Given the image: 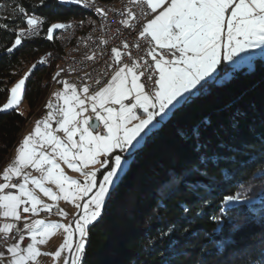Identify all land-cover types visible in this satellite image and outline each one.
I'll use <instances>...</instances> for the list:
<instances>
[{"label": "trees", "instance_id": "1", "mask_svg": "<svg viewBox=\"0 0 264 264\" xmlns=\"http://www.w3.org/2000/svg\"><path fill=\"white\" fill-rule=\"evenodd\" d=\"M0 4V24H8L0 29V106L31 70L23 97L26 111L0 112L2 166L40 112L62 61L55 38H45L48 28L82 19L86 11L59 0ZM20 7L47 22L41 34L9 52L17 32L26 28ZM49 50L55 56L52 65L33 69ZM226 71L228 78L196 90L125 155L128 166L110 190L103 215L87 229L82 264H264V58ZM236 193L240 201L222 206L224 196ZM170 226L174 230L161 238Z\"/></svg>", "mask_w": 264, "mask_h": 264}, {"label": "snow or ice", "instance_id": "2", "mask_svg": "<svg viewBox=\"0 0 264 264\" xmlns=\"http://www.w3.org/2000/svg\"><path fill=\"white\" fill-rule=\"evenodd\" d=\"M59 2L87 6L86 0ZM131 3L144 6V17L153 16L139 33L140 39L148 45L144 56L150 59L142 56L137 60L130 52L114 48L112 58L119 68L92 95H89V86L78 91L75 85L61 81L64 90L56 93L57 103L54 105L49 101L46 105L50 110L48 115L37 122L32 134L25 137L15 161L0 177L3 181L0 183V219L12 221L0 224V237L17 239L6 249L10 254L8 264H36L38 257L49 255L58 261L65 253L64 264H82L87 229L103 215L106 198L123 171L125 161L122 156H112V153L134 149L139 139L151 131L157 118H163L182 99L186 100L188 94L206 86L222 62H234L242 54L264 47V0H131ZM2 7L4 5L0 4ZM18 11L23 14L26 28L17 32L9 52L21 46L26 38L39 35L38 29L44 23L41 18L28 14L23 7ZM96 11L107 17L103 8ZM127 15L131 21L137 20L131 8ZM130 20H121L120 23L132 28ZM72 27L71 24H53L45 38L51 41L58 30ZM6 28L7 23L0 24V29ZM135 47L139 49L140 45ZM123 48L128 49L129 45L124 43ZM125 55L132 59L131 66L121 63ZM95 58V54L87 57L88 60ZM46 62V59L39 61L40 64ZM35 67L33 65V69ZM30 75L31 72L10 89V98L0 106V112L19 107ZM95 83L99 85L101 81L96 80ZM89 110L95 113L94 117L86 115ZM53 124L57 126L53 128ZM101 125L106 130L105 134L94 135V132L99 133ZM100 157H112V160H101ZM109 163L112 166L99 184L96 177L100 169L85 171L96 165L108 168ZM62 164L80 173L84 180L69 177ZM25 169H32L39 175L34 177ZM13 179L20 182L12 183ZM46 184L54 185L59 192L46 187ZM36 190L53 202L63 199L73 204L79 209L77 219L68 225L36 219L31 223L25 222L20 228L16 222L25 219L23 214L38 216L41 211L52 213L55 207L58 209L56 214L67 217L58 204H44ZM85 197L88 199L83 205L76 202L83 201ZM240 200L239 193L226 195L222 198V206ZM183 211L187 213L189 210L184 208ZM213 219L218 220L219 217ZM174 228L170 226L160 234L161 238L167 237ZM60 229L66 234L63 244L55 253L41 252L38 245L46 244ZM21 232L30 235L31 243L26 247H21L25 237L14 235ZM3 258L4 253L0 252V259Z\"/></svg>", "mask_w": 264, "mask_h": 264}, {"label": "built area", "instance_id": "3", "mask_svg": "<svg viewBox=\"0 0 264 264\" xmlns=\"http://www.w3.org/2000/svg\"><path fill=\"white\" fill-rule=\"evenodd\" d=\"M87 6L94 7L98 9V2H93L91 0H86ZM131 8L135 13L137 20L131 21L130 17L127 15L128 9ZM143 5H134L131 3V0H121V11L120 12H107V17L103 16L104 25L107 29V36H100L99 32L94 28V33L87 39V41H79V45H74L72 50V58H69V70L68 72H63L62 81H67L72 85L77 87V90L82 89L84 86L90 87L89 94H94L95 91L99 90L114 74L115 70L119 68V65H116L113 60V52L114 48L120 49L122 52H130L132 57L139 60L145 54V50L148 45L144 40L140 39L139 33L144 24L148 22V20L152 19L153 16L144 17L142 15ZM121 13H125V15H121ZM37 17L41 18L44 23H42L38 29L39 34L44 29V26L47 22L46 18L42 15L37 14ZM128 19L132 23V28H126L121 25L120 21ZM90 23V21H89ZM65 24L73 25L72 28L67 30H58L54 38L58 44H61L68 37H78V29L80 26V19H68L65 20ZM91 24V23H90ZM38 36V35H37ZM37 36H31L26 38L25 40L33 39ZM106 41V43H102ZM127 43L129 45L128 49L123 48V44ZM136 44H139V49L135 47ZM95 54L94 60H88L87 57ZM54 53H50L46 56V61L53 60ZM146 59H150L144 56ZM40 59V60H42ZM46 62V64H47ZM121 63H126L131 66L132 59H130L127 55H125L121 61ZM111 70H109V66ZM96 80H100L101 84H96ZM142 82V81H141ZM125 103H129L125 101ZM3 181L0 180V183ZM15 179L12 180V183H19ZM15 191V190H12ZM58 211L57 208H53L52 213L43 212L46 215H58L56 214ZM25 219H29L32 216L30 214H23ZM12 222V221H10ZM3 223V219H0V224ZM20 228L24 227L25 221L22 219L19 222H16ZM17 236L23 235L25 237L21 247H26L30 238L27 232H21L19 234H14ZM17 239L12 238L11 236L7 239L0 237V252L6 251V249L15 244ZM0 264H4L2 259H0Z\"/></svg>", "mask_w": 264, "mask_h": 264}, {"label": "rangeland", "instance_id": "4", "mask_svg": "<svg viewBox=\"0 0 264 264\" xmlns=\"http://www.w3.org/2000/svg\"><path fill=\"white\" fill-rule=\"evenodd\" d=\"M256 58H264V47L260 49H255L249 53L242 54V56L236 58L234 62L229 63L227 61H224L225 65H222L221 63L220 67L217 69V72L210 79L217 80L220 78L221 79L228 78L230 76V72L226 71V69H230L231 67L233 69H239L242 67H250ZM222 71L223 72L226 71L224 72L223 77H218L220 76ZM19 80L16 83H18ZM15 84L12 87H14ZM89 95H92V94H89ZM9 163H12V161L10 160L7 164H4L2 169L5 170L6 167L9 165ZM126 168L123 169V171L120 173L119 180L121 176L123 175V173L125 172ZM0 174L3 175L1 171H0ZM118 181L115 182V185L117 184ZM47 185L49 184H46L45 186ZM49 188H52V190L57 193L59 192V189H57L54 185H50ZM36 194L44 202V204H53V203L58 204L59 208L63 209L67 213V217L65 218L60 215H46V214H43V211H41L38 216H32L29 219H24L25 222L31 223L32 220L41 219V220H45V222L47 223H59V224L68 225L70 223H73L74 220L77 219L76 213L79 211V209H77L73 204L68 203L63 199L53 202L48 197H45L42 193H40L39 190H36ZM76 202L81 204L80 200H77ZM5 222H10V221L3 220V223ZM65 235L66 234L64 233L63 229L58 230L56 234L53 235L51 239L48 240L46 244L38 245L40 251L44 253H55V251L63 244ZM29 238H30V235H29ZM75 239L76 238H74V241ZM30 243H31V239H30ZM66 257H67L66 253L62 254L61 258L57 261L51 255L40 256L38 257L36 264H64V260Z\"/></svg>", "mask_w": 264, "mask_h": 264}, {"label": "crops", "instance_id": "5", "mask_svg": "<svg viewBox=\"0 0 264 264\" xmlns=\"http://www.w3.org/2000/svg\"><path fill=\"white\" fill-rule=\"evenodd\" d=\"M165 7H167V5H165ZM163 9H161L162 11ZM222 65H225V62H222ZM118 70V68L115 70V72ZM31 70L27 71V73H25V75H27ZM114 72V73H115ZM23 75L20 79L24 78ZM114 75V74H113ZM64 81V80H63ZM215 80L213 79H209V81L207 83H211ZM68 84H70L68 82ZM72 85V84H70ZM64 90V86L63 84L61 83V81L57 82L56 84H52L51 88L49 89V92L47 94V96L45 97L41 107H40V112L36 115H34L27 123V126L25 127V129L22 131L20 137H19V140L17 142V144L13 147V149L11 150L10 154H9V157L7 159V161L4 163V164H7L10 160L12 161V163H9V165L6 167L8 168L9 166H11L13 164V162L15 161L16 157L18 156V149L21 147L22 145V142L23 140L25 139V137L29 136L30 134L33 133L35 127H36V124L38 121L44 119L48 113H49V109H47L46 105L49 103V101H51L54 105L57 103V100L55 99V95L56 93L58 92H62ZM79 91V90H78ZM195 92V91H194ZM193 94V93H192ZM191 94H188V96H190ZM185 101V99H182L181 102H179L175 107H173L163 118H157V121L154 122V126L151 127V131H148L146 135H143L141 139H139V142L135 145L134 149H130L129 151L127 152H124V153H121L119 152V150H116L115 152L112 153L113 156H115V153L116 155H121L122 156V160L125 161V163L123 164V169H125L128 165V160L125 158V155H128V154H131L136 148L140 147L143 142L145 141V139L147 138V136L155 129H157L160 125V123L162 121H164L165 119L168 118V116L172 113H174V111H176V108L183 104ZM62 103V102H61ZM107 106H111V105H106ZM87 107V106H86ZM118 108V106H116ZM20 111L22 112H25L26 111V103L24 102V100H22L21 104L19 105V108H18ZM99 111V109H98ZM87 116L89 117H94L95 116V113H92L90 110L86 113ZM84 117L82 116L81 119H83ZM57 125L53 124V128H55ZM106 130L104 129L103 125H101L100 129H99V133H93L94 135L95 134H105ZM57 135H63L62 133H58ZM101 160H108L109 161V157H100ZM4 166V165H3ZM62 167H64V170H65V173L71 177L72 179H75V180H80V181H83L84 180V177L78 173V172H73L71 171L70 169H68L65 165H61ZM3 168V167H2ZM97 169H100L99 171H97V183L99 184L100 182H102V177L103 175L106 173V172H101V170H103L104 168H101L100 165H96L95 167H92L90 166L88 169H85V171H96ZM4 171L5 170H1V173L4 174ZM25 172H31L32 176H38L39 174L32 171V169H25ZM49 185H47L46 187H49ZM30 188H34V186L30 185L29 186ZM88 199V197H85L83 201H81V205H83V203ZM28 244H30V240L28 242ZM27 244V245H28ZM2 253H4V258L2 259L3 263L4 264H8V260L10 258V254L7 253V251H3Z\"/></svg>", "mask_w": 264, "mask_h": 264}, {"label": "bare ground", "instance_id": "6", "mask_svg": "<svg viewBox=\"0 0 264 264\" xmlns=\"http://www.w3.org/2000/svg\"><path fill=\"white\" fill-rule=\"evenodd\" d=\"M93 2H98V8H103L108 12H120L121 11V0H91ZM82 8L86 11V15L84 18L80 19V26L78 29V37H68L64 42L59 44L63 51L62 61L55 70L52 76V83L56 84L63 79V72H68L69 70V58H72V50L74 45H79V41H87L89 37L94 33V28L99 32L100 36H107V29L104 25L103 16L97 14L96 8L81 5ZM37 16V14H33ZM90 21V23H89ZM65 24V21L62 22ZM50 53H53L51 50L46 51L43 55H41L35 62L37 67L46 66L50 67L52 63L55 61V56H53V60H48L47 64H40L39 61L42 58H46V56ZM59 73V75H57ZM3 165H0V171ZM3 175L0 174V177Z\"/></svg>", "mask_w": 264, "mask_h": 264}, {"label": "water", "instance_id": "7", "mask_svg": "<svg viewBox=\"0 0 264 264\" xmlns=\"http://www.w3.org/2000/svg\"><path fill=\"white\" fill-rule=\"evenodd\" d=\"M176 113V111H174V114Z\"/></svg>", "mask_w": 264, "mask_h": 264}]
</instances>
